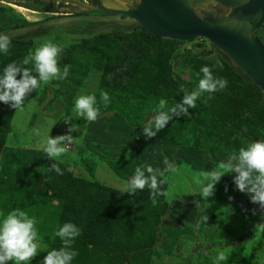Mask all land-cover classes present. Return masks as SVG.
I'll list each match as a JSON object with an SVG mask.
<instances>
[{
	"label": "rangeland",
	"instance_id": "rangeland-1",
	"mask_svg": "<svg viewBox=\"0 0 264 264\" xmlns=\"http://www.w3.org/2000/svg\"><path fill=\"white\" fill-rule=\"evenodd\" d=\"M0 6L12 9L28 22L50 16L33 10V7L2 1ZM258 35L264 43V25ZM87 36L92 35L67 32L61 28L45 33L37 30L32 45L20 53L23 60L30 50L34 51L44 41L50 40L65 46L60 59L61 70L64 65L70 66L67 79L41 83L40 88L26 98L20 109H14L1 151L0 214L6 216L20 209L38 221V241L44 250L39 251L29 264H41L47 251L62 246L60 237L55 236V232L66 223V218L61 215L60 203L74 208L68 205L69 200L63 196L36 192L34 184L39 173L43 170L55 172L48 170L53 163L72 165L75 173L66 171V168L63 169L64 173L72 175L77 181H87L86 185L81 182L77 184L84 186L86 192H95L101 198L104 188L124 192L137 167L144 169L148 163L154 169L163 170L166 167L165 159L174 167V171L166 172L165 177L158 176V180H166L161 189L167 192V196L157 195L156 203L153 204L150 189L137 190L132 206L139 210L134 212L132 220L125 213V218L119 224L111 222V217L103 214L107 228L114 230L115 241L121 239L122 243L114 245L108 237L107 245L104 243L105 248L99 249L94 258L90 253L84 254L75 247L73 250L78 255L71 264H91L92 259L94 264H121L119 255L124 264H213L221 251L228 259L220 261V264H264V209L238 189L229 198L226 179L234 178L236 174H225L215 185L214 194L208 201H204L198 194L201 185L194 182L198 173L210 171L220 162H226L233 151L238 152L240 147L264 140V103L260 101L261 98L255 95L251 101L248 100L250 95L245 93L241 83L237 86L236 82L227 78L212 44L204 38L176 42L163 38L160 42L150 43L135 33L129 44L132 47L145 45L142 48L144 54H141L142 60L137 66L133 83L127 86L130 81L125 73L117 69L109 73V64L114 63V56L118 53L114 41L111 38H93L87 43H81ZM156 49H162L164 56H168V59L162 57L161 62L170 65L175 85H183L188 92L195 90L202 78L203 74L200 77L196 75L200 65L222 69L226 75L222 77L227 79L228 86L223 91L213 93L212 99H208L209 93H203L196 101L197 107L189 108L191 117H176L157 136L146 139L143 126L156 114L159 101L166 100L170 108L182 101L184 95L179 90L174 97L164 90H160L159 95L148 91L152 79L149 69L153 63L150 53ZM15 51V46L11 44L8 55L0 53L4 60L2 62L6 65L14 62L15 59L9 58L15 57ZM203 51L211 53L203 55ZM135 54L133 57L128 54L127 64L132 62ZM26 67L32 68L33 64ZM174 69H179V72ZM102 91L109 93L110 102L107 107L100 99ZM225 94L241 101L240 108L244 104L254 107V110H246L250 114V123L226 115L228 102ZM81 95H95L101 110V115L93 121L95 124L91 131H107L106 125L111 122L110 117L114 112L131 128L127 137L130 146L120 145L119 155L112 162H104V157L98 154L94 148L97 146L94 141L97 140L93 141L90 136L86 139L82 129L85 124L75 111V102ZM72 124L79 129L71 133L78 142L69 145L65 155L56 160L49 159L41 149L42 143L49 135L56 137L67 134ZM127 147L129 150L124 151ZM142 152L145 157L141 156ZM194 201H199V206ZM79 208L77 206L75 209ZM147 208L149 211L155 210L157 223L156 216H152ZM204 216L208 217L205 222L202 219ZM123 224L132 227L131 240H128L129 237L124 240ZM93 230H97L95 223L92 225L94 233ZM104 233L107 234V231ZM107 255H117L113 259L115 263L104 258Z\"/></svg>",
	"mask_w": 264,
	"mask_h": 264
},
{
	"label": "clouds",
	"instance_id": "clouds-1",
	"mask_svg": "<svg viewBox=\"0 0 264 264\" xmlns=\"http://www.w3.org/2000/svg\"><path fill=\"white\" fill-rule=\"evenodd\" d=\"M11 44V36L6 33L0 34V53L8 55ZM64 47L50 40L44 41L34 51L30 50L22 61L7 64L3 73L0 74V102L18 110L24 105L26 98L40 88L41 83L47 84L54 79H67L70 66L64 65L63 70L60 67ZM29 64H33V67H26ZM174 71L179 72V69ZM201 73L202 78L199 79L195 90L188 92L183 85L180 86V92L184 94L182 101L170 108L166 100L159 101L155 109L156 114L143 126V135L146 139L157 136L176 117H191L189 108L197 107L196 101L203 93H209L208 99H212L213 93L227 88V79L214 76L210 66H202L196 75L200 77ZM100 99L107 107L110 102L109 93L102 91ZM75 111L87 122L96 121L101 115L95 95L78 97L75 102ZM74 131L79 129L72 124L67 134L56 137L49 135L41 145L42 151L51 160L65 155L68 152V146L78 142L77 138L71 135ZM164 164L166 167L163 170L154 169L151 165L147 166L146 170L137 167L123 193L135 194L137 190L148 188L151 190L153 204L156 203L157 195L167 196V192L161 189V185L165 184L166 180H158V176L165 177V173L174 171V167L167 159ZM48 170H55L58 175L64 174L57 163H53ZM66 171L75 173V168L69 165ZM228 173H235L234 183L237 189L248 194L253 203L259 204L264 209V140H257L246 147H240L238 152L233 151L229 154L226 162H220L216 168L202 171L194 177V182L201 185L198 194L204 198V201H208V198L214 194L215 185ZM194 203L199 206L200 202L194 201ZM202 219L205 222L208 217L204 216ZM37 223L36 217H30L20 209H15L6 216L0 214V264H8L10 261L14 264H29L39 251L44 250L38 241ZM81 233V228L75 223H64L55 232V236L62 240V246L59 249L47 251L41 264H71L78 255L72 245ZM227 259L228 257L221 251L215 257L213 264H220V261Z\"/></svg>",
	"mask_w": 264,
	"mask_h": 264
},
{
	"label": "trees",
	"instance_id": "trees-1",
	"mask_svg": "<svg viewBox=\"0 0 264 264\" xmlns=\"http://www.w3.org/2000/svg\"><path fill=\"white\" fill-rule=\"evenodd\" d=\"M25 7H33L32 9L38 10L40 9L43 4L41 2H33V3H22L18 4ZM39 11H46L45 8L43 10ZM28 21L25 18H22L17 13H15L12 9L4 6H0V32L1 31H8L9 29L17 26H22L24 24H27ZM86 26H82V24H76L72 28H61L67 32H74V33H80L84 34L87 33V35L91 34L92 36H87L81 40V43H87L88 41L92 40L93 38H111L114 41V44L117 45L118 53L115 54V61L113 64H109V73L112 74L114 69H117L118 71H121L125 73V75L128 76V83L127 86L133 83L135 75H136V69L139 63L141 62V54L143 53L142 48L145 47V45L141 44L140 46H134L132 47V44H129L132 36L135 33H139L142 35L145 41L150 43H156L162 41L163 38H159L153 35H150L146 33L141 27H116L111 30H105V31H93L95 23H85ZM55 28L51 29H44L41 30L42 32H47ZM37 32V31H36ZM36 32H31L28 34H25L23 36H18L16 38L12 39V45L15 46V57L11 56L9 59H15L14 61L20 62L22 59L20 58V53L24 50H26L30 45L33 43V35ZM174 42L179 40H172ZM213 50L216 52L219 60L221 61L222 65L224 66L223 70L225 71L227 78L232 79L234 82L241 83L240 86L243 88L246 94H249L250 97H247L248 100H252V96L257 95L259 98H261V102L264 103V94L260 90L259 87L252 84L251 82L247 81L242 75L241 71L236 72L234 68L230 65L229 60L227 56H225L223 53L217 50L212 45ZM142 51V52H141ZM123 53V54H120ZM137 53V54H135ZM164 51L162 49H156L154 52H151L152 55V67L149 69V76L152 78L149 85V92L154 93L156 95H159L160 90H164L169 96H177L176 91H180L181 84H176V82L173 80L171 76V67L168 64V62H161V58L164 57L165 59H168V56H164ZM209 51H203V55L210 54ZM128 54L134 56L136 55L134 59H132V62L130 61L127 64V59L129 58ZM144 54V53H143ZM139 55V56H138ZM131 57V56H130ZM3 57L0 56V74L3 73V69L6 66L3 62ZM5 65V66H4ZM4 66V67H3ZM201 67L204 65H200ZM201 67H197V71H200ZM108 69V70H109ZM129 71V75L127 74ZM214 76L222 77L226 76L223 74L222 69L215 67L212 69ZM202 74V73H201ZM19 78V77H17ZM239 86V87H240ZM233 89V86L231 87V90ZM227 95L225 99L228 102V112H226V115L230 118H236V119H242L243 122L250 123L251 119L249 118L248 113H246V110H254V107L251 108L249 105H245L244 107H239L241 105V101H236L233 98H230L229 94ZM235 107V109L233 108ZM111 109H109L110 111ZM14 108H12L9 104H5L3 102H0V156L1 151L4 146L5 136L9 132L10 129V121L13 115ZM241 112V113H240ZM45 161V159H43ZM46 162V161H45ZM61 170L63 171L64 168H67L68 165L57 163ZM225 179V178H223ZM53 181V182H52ZM77 182H81L84 185H86L87 181H80L76 178H74L72 175H58L56 172L49 173L47 170H43L41 173H39L36 176V182L34 184L35 191L39 193H48L50 195H60L69 200L68 205L74 206V208L67 207L66 205H63L60 203V206L62 208L61 215L64 216L66 222H73L82 230V235L77 237L74 241L72 248H77L78 251L82 253L91 254L92 258H94V255H97L99 252V249L105 248L104 243L106 244L107 238L110 240L111 243L114 245L121 244L120 241H115L114 236V230L113 228L109 229L107 228V222L104 223L103 214L106 216L111 217V222L115 221L118 224L121 223L122 219L125 218V213H127L128 216H130L129 220H132L134 218V212L139 210L137 207L132 206V202L134 200L135 194H129V193H123L120 191H114L112 189L104 188V191L101 196V198L98 196V194H95V192H86V189H84V186H78ZM82 184V185H83ZM226 189L228 190L227 194L230 196L229 198L233 197L234 194L237 193L236 185L234 183V178H228L226 179L225 184ZM102 188V187H101ZM137 197V196H136ZM75 201L73 202V200ZM81 204V205H80ZM82 205L84 208H82ZM77 206H80L79 209H75ZM86 209L87 212L84 213V210ZM77 210V211H76ZM81 210H83V213H81ZM147 211L150 212L152 216H156L155 223H157V214L155 210L149 211L147 208ZM84 214H88L84 216ZM115 214V216H113ZM256 222V221H254ZM95 223L97 230H93L92 232V225ZM123 223V222H122ZM263 224L262 222H259ZM264 226V225H263ZM104 231H107V234L104 233ZM123 238L126 240L128 237V240L132 239L133 231L132 227L128 226L126 224H123ZM153 240V239H152ZM107 245V244H106ZM100 247V248H99ZM100 254V253H99ZM123 254V253H120ZM108 256V255H107ZM105 256L104 258H108V260L111 263H115L113 261L114 257L117 255H110ZM119 262L121 260V264H124L123 258L119 255L118 256ZM118 262V263H119ZM91 264H94V259L91 260Z\"/></svg>",
	"mask_w": 264,
	"mask_h": 264
},
{
	"label": "water",
	"instance_id": "water-1",
	"mask_svg": "<svg viewBox=\"0 0 264 264\" xmlns=\"http://www.w3.org/2000/svg\"><path fill=\"white\" fill-rule=\"evenodd\" d=\"M0 1L15 5L41 2L59 13L0 32L12 39L37 30L72 28L80 23L97 24L95 32L141 27L159 38H204L264 94V43L258 35L264 25V0H94L96 3L91 4L82 0Z\"/></svg>",
	"mask_w": 264,
	"mask_h": 264
},
{
	"label": "crops",
	"instance_id": "crops-1",
	"mask_svg": "<svg viewBox=\"0 0 264 264\" xmlns=\"http://www.w3.org/2000/svg\"><path fill=\"white\" fill-rule=\"evenodd\" d=\"M110 118H111V122L108 125H106L108 129L107 131H103V130L91 131L92 130L91 127H93V124L95 123L87 122L84 117H81L82 121L85 124L82 129L84 130L86 139L87 136H90L93 141L97 140L94 141L97 145L94 148L98 150V154L104 157L103 159L104 162L114 161L115 157L116 156L118 157L119 155V154L117 155V153L119 151L120 145H122L123 147L124 145L125 146L127 144L129 145L130 142V139L127 138L130 133V129H131V128L129 129L130 126L127 125L126 122H124L123 118L116 112H114ZM91 149L93 150V147ZM127 149L129 150V148L127 147L124 151H127ZM71 155H73V153H71ZM71 155L70 157L72 158ZM141 156L145 157L143 152ZM124 158L125 156H123V159ZM147 166L148 163H146L144 170H146Z\"/></svg>",
	"mask_w": 264,
	"mask_h": 264
},
{
	"label": "flooded vegetation",
	"instance_id": "flooded-vegetation-1",
	"mask_svg": "<svg viewBox=\"0 0 264 264\" xmlns=\"http://www.w3.org/2000/svg\"><path fill=\"white\" fill-rule=\"evenodd\" d=\"M82 2H86V3H96V1H94V0H82ZM62 6H69V5H65V4H61ZM43 8H45V10L46 11H43L44 13H48V14H50V16H55V15H59V13L58 12H54L53 10H51V9H49V7L47 6V5H44L43 4V6L40 8V9H38V10H43ZM50 16H47V17H50ZM46 17V18H47ZM83 25V24H82ZM97 26V24L94 26V27H96Z\"/></svg>",
	"mask_w": 264,
	"mask_h": 264
}]
</instances>
